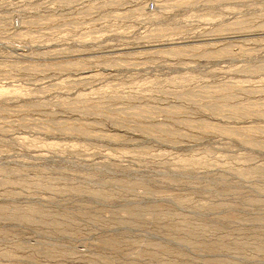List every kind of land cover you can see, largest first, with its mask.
Returning a JSON list of instances; mask_svg holds the SVG:
<instances>
[{
	"label": "rangeland",
	"instance_id": "1",
	"mask_svg": "<svg viewBox=\"0 0 264 264\" xmlns=\"http://www.w3.org/2000/svg\"><path fill=\"white\" fill-rule=\"evenodd\" d=\"M0 264H264V0H0Z\"/></svg>",
	"mask_w": 264,
	"mask_h": 264
},
{
	"label": "built area",
	"instance_id": "2",
	"mask_svg": "<svg viewBox=\"0 0 264 264\" xmlns=\"http://www.w3.org/2000/svg\"><path fill=\"white\" fill-rule=\"evenodd\" d=\"M155 8L154 4L152 2L149 3L148 9L153 10Z\"/></svg>",
	"mask_w": 264,
	"mask_h": 264
},
{
	"label": "bare ground",
	"instance_id": "3",
	"mask_svg": "<svg viewBox=\"0 0 264 264\" xmlns=\"http://www.w3.org/2000/svg\"><path fill=\"white\" fill-rule=\"evenodd\" d=\"M99 37V36H98ZM94 40V39H93ZM206 53V52H205Z\"/></svg>",
	"mask_w": 264,
	"mask_h": 264
}]
</instances>
